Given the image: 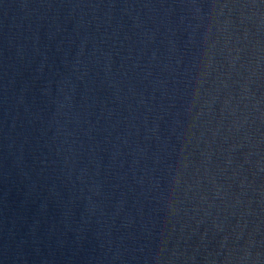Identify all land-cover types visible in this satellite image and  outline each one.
I'll return each mask as SVG.
<instances>
[{
    "label": "water",
    "instance_id": "95a60500",
    "mask_svg": "<svg viewBox=\"0 0 264 264\" xmlns=\"http://www.w3.org/2000/svg\"><path fill=\"white\" fill-rule=\"evenodd\" d=\"M0 264H264V0H0Z\"/></svg>",
    "mask_w": 264,
    "mask_h": 264
}]
</instances>
